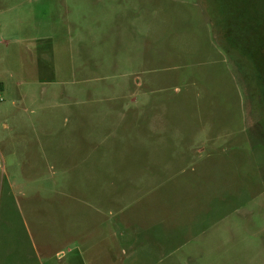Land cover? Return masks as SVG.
Instances as JSON below:
<instances>
[{
  "label": "rangeland",
  "instance_id": "374dc122",
  "mask_svg": "<svg viewBox=\"0 0 264 264\" xmlns=\"http://www.w3.org/2000/svg\"><path fill=\"white\" fill-rule=\"evenodd\" d=\"M223 15L264 68V0H0V264H264V85Z\"/></svg>",
  "mask_w": 264,
  "mask_h": 264
},
{
  "label": "trees",
  "instance_id": "16d2710c",
  "mask_svg": "<svg viewBox=\"0 0 264 264\" xmlns=\"http://www.w3.org/2000/svg\"><path fill=\"white\" fill-rule=\"evenodd\" d=\"M235 16H230L233 20H229L225 15L218 17V21L216 22L218 23V26H220V29L216 31V38L217 42H220L228 56L235 59L239 68L242 69V67L245 66L242 64V60L246 63V66H248V64H257L256 57L258 59H260V57L258 56L257 50L251 49L252 41L249 38L242 37V27L237 21H235L237 17ZM258 63L260 65L257 64L258 68L252 75L260 82V85H264V68L261 67L260 61ZM246 75L249 76V74ZM260 97L262 102H264V92Z\"/></svg>",
  "mask_w": 264,
  "mask_h": 264
},
{
  "label": "flooded vegetation",
  "instance_id": "af4514ba",
  "mask_svg": "<svg viewBox=\"0 0 264 264\" xmlns=\"http://www.w3.org/2000/svg\"><path fill=\"white\" fill-rule=\"evenodd\" d=\"M248 67H250L253 70V73H254L257 70L258 65L257 64H248ZM259 98H261V97H259ZM259 101H260V103L262 102L261 100H259Z\"/></svg>",
  "mask_w": 264,
  "mask_h": 264
},
{
  "label": "crops",
  "instance_id": "0c3cea01",
  "mask_svg": "<svg viewBox=\"0 0 264 264\" xmlns=\"http://www.w3.org/2000/svg\"><path fill=\"white\" fill-rule=\"evenodd\" d=\"M34 247H35L36 249H38V248H42V246L39 247V246H37V245H35ZM39 255H40V254H39ZM41 263H42V262H41Z\"/></svg>",
  "mask_w": 264,
  "mask_h": 264
}]
</instances>
